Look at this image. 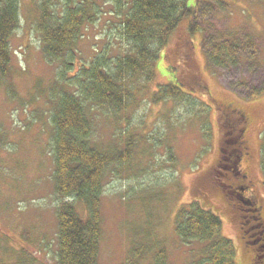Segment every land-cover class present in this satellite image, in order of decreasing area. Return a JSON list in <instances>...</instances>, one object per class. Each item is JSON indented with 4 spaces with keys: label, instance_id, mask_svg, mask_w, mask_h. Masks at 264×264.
I'll return each instance as SVG.
<instances>
[{
    "label": "rangeland",
    "instance_id": "rangeland-1",
    "mask_svg": "<svg viewBox=\"0 0 264 264\" xmlns=\"http://www.w3.org/2000/svg\"><path fill=\"white\" fill-rule=\"evenodd\" d=\"M99 2L102 13L84 26L74 47L76 55L68 57L73 68L69 76L96 54L105 52L112 58L128 45L120 34L124 15L108 0ZM188 4L196 6L198 0ZM22 10V25L11 40L15 98L0 87V125L6 134L0 149V264H58L60 198L55 188L48 95L62 63L49 62L43 53L35 2L23 0ZM200 18L204 30L191 33L192 18L186 17L171 34L168 46L160 50L157 78L148 85L144 99L120 117L130 120L118 123L105 108L90 113L92 139L100 148L117 146L116 138L123 133L136 135L128 167L113 165L105 176L99 264H155L160 251L163 264H193L199 253L194 249L204 246L183 243L175 232V218L180 208L194 200L222 218V235L234 242L238 264H254L255 248L264 263L260 246L264 242V94L244 96L264 81V0H201ZM218 30L229 37L237 33L238 40L253 33L260 63L219 71L211 68L206 53ZM241 80L250 86H242ZM175 82L191 100L150 101L159 84ZM202 106L209 112H197L198 108L203 111ZM226 106L246 114L244 139L249 153H241L235 176L248 177L253 191L247 196L252 199L255 194V205L260 206L261 225L249 216L243 225L255 246L245 242L239 213L231 205L234 201H226L211 181L222 154L223 125H227L218 114ZM204 126L213 132L208 134ZM223 156L224 163H231L228 150ZM231 174L228 169L223 182L231 183ZM77 201L76 210L86 218L87 204Z\"/></svg>",
    "mask_w": 264,
    "mask_h": 264
},
{
    "label": "trees",
    "instance_id": "trees-1",
    "mask_svg": "<svg viewBox=\"0 0 264 264\" xmlns=\"http://www.w3.org/2000/svg\"><path fill=\"white\" fill-rule=\"evenodd\" d=\"M108 1L118 13L124 15L120 34L128 45L122 53L112 58L105 52L96 54L82 64L75 74L69 76L68 73L73 68L68 57L76 55L74 47L82 36L84 26L99 18L102 5L99 0H33L39 12L37 31L43 43V53L49 62L62 63L48 95L52 103L55 188L60 198L56 211L58 264H99L105 176L113 165L128 167L134 153L136 135L129 136L128 132L116 138L117 146L112 144L111 148L105 149L97 146L92 139L94 124L90 113L97 107L105 108L112 111L118 123L130 120L128 117L124 120L120 117L131 107L137 106L138 99H144L148 85L157 78L160 50L168 46L171 34L181 21L186 17L192 18L189 28L191 33L204 30L199 23L201 0H198L196 6L189 5V0ZM22 6L23 0H0V87L5 89L8 96L14 93L11 40L22 25ZM238 36L235 33L229 37L220 30L216 31L206 53L207 63L211 68L219 71L235 66L243 68L250 62L260 63L256 36L248 33L241 40H238ZM240 84L250 86V83L243 80ZM182 87L177 83L159 84L150 101L191 100L190 94L184 93ZM263 94L264 81L244 96L254 98ZM10 96L14 99L15 93ZM202 108L203 111L198 108L197 112H209V108ZM229 114L227 109L218 114L227 125H223L224 141L220 147L222 154L213 169L214 177L211 180L217 191L223 189L225 182L222 177L228 169L236 178L239 168L236 164L241 153L248 151L244 139L246 123L234 126ZM231 125L232 129H229L227 126ZM203 128L208 134L213 132L210 126ZM5 135L0 125V149L5 144ZM226 150L232 155L231 163H224L226 156L223 153ZM262 168L264 169V153ZM231 199L235 203L231 205L239 213L238 220L244 235L248 229L243 225L248 221V216L249 219H258L257 226L261 225L260 206L255 205L253 199L246 196H231L229 201ZM77 200L87 204L86 218L76 210ZM222 229V218L197 200L177 211L175 232L178 237L187 246H191L193 242L204 246L200 250L192 248L199 252L193 264H238L234 242L222 235ZM246 243L252 245L249 239H246ZM260 246L264 247V242ZM24 250L26 252L25 248ZM159 256L162 262L159 257L160 263L155 264H163V251L159 252Z\"/></svg>",
    "mask_w": 264,
    "mask_h": 264
},
{
    "label": "flooded vegetation",
    "instance_id": "flooded-vegetation-1",
    "mask_svg": "<svg viewBox=\"0 0 264 264\" xmlns=\"http://www.w3.org/2000/svg\"><path fill=\"white\" fill-rule=\"evenodd\" d=\"M224 109H227V111L230 113L229 116L231 117V119L233 120V125H240L242 124L243 122L246 123V114L241 111V110H234L233 107H228L226 106ZM237 110L239 111V113L237 112ZM241 115V117H240ZM249 153L248 151H245L243 154H247ZM240 160V159H239ZM239 160H238V163L236 164V167L238 168V165H239ZM220 161V160H219ZM218 161V162H219ZM222 162V161H221ZM218 164V163H217ZM221 164V163H219ZM232 177V182L231 183H226L223 184V189H221L219 192H220V195L226 200L228 201L229 200V197L231 198V196H235V197H250V196H247V194H249V192L253 191L252 190V182H250L248 180V177L245 175L243 177V179L239 180L237 178L234 177L233 174H231ZM235 178V179H234ZM214 183V182H213ZM217 183V182H216ZM244 194V196H243ZM255 197H257L255 194H253V196H251V198L254 200H257ZM236 210V209H235ZM237 212V211H236ZM248 231L246 233V237L249 236L248 235ZM262 239L264 240V232L262 233ZM255 246V245H254ZM259 249L257 248L256 249V253H255V258H254V264H258V263H262L264 264L260 259H261V256L259 254ZM261 251V250H260ZM259 254V255H258Z\"/></svg>",
    "mask_w": 264,
    "mask_h": 264
}]
</instances>
